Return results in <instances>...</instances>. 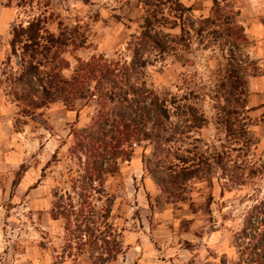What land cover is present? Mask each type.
<instances>
[{
  "label": "rangeland",
  "instance_id": "obj_1",
  "mask_svg": "<svg viewBox=\"0 0 264 264\" xmlns=\"http://www.w3.org/2000/svg\"><path fill=\"white\" fill-rule=\"evenodd\" d=\"M27 2L18 7L15 0L8 6L0 0V65L10 56V24H24L37 16L44 18L43 28L48 32L57 34L64 28L76 37L75 42L82 41L80 46L67 45L61 52L68 63L61 70L65 76L71 74L77 59L97 55L120 62L129 59L127 42L140 31L143 13L138 0ZM179 2L186 9L182 13L193 20L211 14L212 0ZM218 2L238 10L235 20L246 41L239 42L237 52L255 66L246 69L248 110L241 113L248 117L249 148L235 150L241 138L227 137L217 119L215 105L223 96L217 99L216 87L227 62L225 46L197 43L192 35L188 50L152 55L142 79L161 97L178 102L187 99L200 109L206 123L191 133L199 149L208 152L223 144L230 153L228 169L233 166L236 172L240 168L247 174L249 166L260 164L262 171L246 176L239 185H227L225 178H217L219 171H212L211 179L192 177L173 198L172 191L168 193L172 187L160 188L144 168L151 145L142 142L135 146L129 160L117 161L118 170L107 175L104 184L115 196L110 221L122 245V252L107 264H233L232 234L240 227L245 211L264 199V0ZM166 6L162 12L171 20L175 13ZM160 29L179 32L177 24L171 28L163 24ZM0 102L8 106L0 113V151L6 157L0 163V264H88L85 255L75 261L62 258L63 222L51 217L50 207L53 190L69 191L70 179L77 174L78 165L68 151L69 131L87 122L93 101L86 105L76 101L72 109L60 102L49 104L34 119L18 117L2 87Z\"/></svg>",
  "mask_w": 264,
  "mask_h": 264
},
{
  "label": "trees",
  "instance_id": "obj_2",
  "mask_svg": "<svg viewBox=\"0 0 264 264\" xmlns=\"http://www.w3.org/2000/svg\"><path fill=\"white\" fill-rule=\"evenodd\" d=\"M15 1L18 7L28 4V0ZM138 1L143 13L140 31L127 42L129 59L120 62L101 55L77 59L69 76L61 72L68 67L61 52L67 45L80 46L82 41L75 42L76 37L64 28H59L57 34L48 32L40 16L24 24H10L11 57L7 56L0 65V87L18 117H40V110L53 103L72 109L76 101L82 105L93 101L87 122L69 131L68 151L78 165L77 174L70 179L69 191L52 192L51 217L63 222L62 258L71 261L85 255L88 264H107L122 252L119 234L110 221L115 196L107 192L104 184L106 176L118 170L117 161L129 160L134 147L142 142L151 145L144 168L160 188L172 187L168 193L172 191L173 198L192 177L211 179L208 175L219 171L217 178H225L227 185H239L246 176L261 173L263 168L252 164L247 174L240 168L236 172L233 166L228 169L230 153L223 144L208 152L199 149L191 133L206 123L200 109L187 99L178 102L161 97L142 79L143 68L152 55L188 50L192 35L197 43L225 46L227 62L216 87L217 99L223 96V101L215 105L217 119L227 137L241 138L235 150L246 151L251 140L247 136L248 117L241 116L248 110L245 74L247 66H255L237 52L239 42L246 41L242 26L235 20L238 10H233L232 4L220 5L218 0H212L211 14L193 20L182 13L186 9L179 0ZM9 3L5 0L4 5ZM165 4L175 13L171 20L162 12ZM163 24L170 28L177 24L179 32H163ZM232 241L236 251L233 264H264V199L245 211Z\"/></svg>",
  "mask_w": 264,
  "mask_h": 264
},
{
  "label": "crops",
  "instance_id": "obj_3",
  "mask_svg": "<svg viewBox=\"0 0 264 264\" xmlns=\"http://www.w3.org/2000/svg\"><path fill=\"white\" fill-rule=\"evenodd\" d=\"M2 107H4L5 109H8V106L5 103L0 102V113L4 114L5 112H1L3 109ZM6 157L2 154V151H0V163H2L3 160H5Z\"/></svg>",
  "mask_w": 264,
  "mask_h": 264
}]
</instances>
